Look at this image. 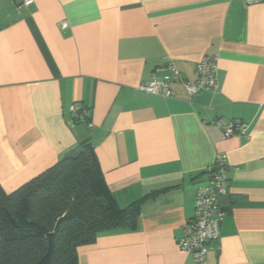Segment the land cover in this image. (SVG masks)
<instances>
[{"label": "crops", "instance_id": "obj_1", "mask_svg": "<svg viewBox=\"0 0 264 264\" xmlns=\"http://www.w3.org/2000/svg\"><path fill=\"white\" fill-rule=\"evenodd\" d=\"M68 22L66 29L62 22ZM218 56L219 87L189 100L143 93L166 58L193 80ZM160 76V75H159ZM86 107L93 126L70 120ZM217 119L246 134L222 139ZM90 141L135 229L102 233L79 264H195L177 240L218 153L229 191L210 264H264V3L0 0V185L12 194Z\"/></svg>", "mask_w": 264, "mask_h": 264}, {"label": "trees", "instance_id": "obj_2", "mask_svg": "<svg viewBox=\"0 0 264 264\" xmlns=\"http://www.w3.org/2000/svg\"><path fill=\"white\" fill-rule=\"evenodd\" d=\"M70 120L86 124L71 113ZM139 215V203L118 206L85 141L14 193L0 185V264H79L80 247L105 232L135 229Z\"/></svg>", "mask_w": 264, "mask_h": 264}, {"label": "built area", "instance_id": "obj_3", "mask_svg": "<svg viewBox=\"0 0 264 264\" xmlns=\"http://www.w3.org/2000/svg\"><path fill=\"white\" fill-rule=\"evenodd\" d=\"M22 6L29 7L35 0H19ZM250 6L262 4L264 0H244ZM68 22H62L66 29ZM160 75V76H159ZM218 56L205 55L197 64L193 80H190L178 68L175 61L166 58L165 62L156 67L152 79L141 84L138 90L158 97L174 99L177 88H181L189 100L201 94H215L219 87ZM70 113L77 120L92 127L88 119V111L78 103L72 104ZM222 130V139L227 140L234 134H246L247 125L241 121H226L217 119L214 122ZM230 164L225 153H218L214 163L208 169V183L200 187L195 195L194 216L183 226V233L178 238L179 250L191 256L195 264H210L208 260L209 246L220 239V231L224 221V213L219 204L221 197L228 194Z\"/></svg>", "mask_w": 264, "mask_h": 264}]
</instances>
